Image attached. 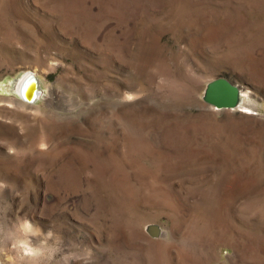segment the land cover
<instances>
[{
	"label": "rangeland",
	"instance_id": "rangeland-1",
	"mask_svg": "<svg viewBox=\"0 0 264 264\" xmlns=\"http://www.w3.org/2000/svg\"><path fill=\"white\" fill-rule=\"evenodd\" d=\"M0 264H264V0H0Z\"/></svg>",
	"mask_w": 264,
	"mask_h": 264
},
{
	"label": "water",
	"instance_id": "water-1",
	"mask_svg": "<svg viewBox=\"0 0 264 264\" xmlns=\"http://www.w3.org/2000/svg\"><path fill=\"white\" fill-rule=\"evenodd\" d=\"M32 82L35 83L34 98L36 99L39 95V91L38 84L34 76ZM241 92L242 89L236 83L230 81L228 78L218 77L208 83L205 90L204 101L218 110H234L241 104ZM19 95L23 97L21 94ZM149 232L153 236H158L160 228L157 225H153L150 227Z\"/></svg>",
	"mask_w": 264,
	"mask_h": 264
},
{
	"label": "bare ground",
	"instance_id": "bare-ground-1",
	"mask_svg": "<svg viewBox=\"0 0 264 264\" xmlns=\"http://www.w3.org/2000/svg\"><path fill=\"white\" fill-rule=\"evenodd\" d=\"M32 80H33V75L31 73L26 74L22 78V80L20 81V83L17 87L18 94H21L24 97V98L23 97H21V98L27 102H33L34 100L37 99V97H36V99L34 98V96H35V83H33ZM246 95L247 94L244 91L241 92L242 102L238 106L237 109H239L243 113L248 114L250 112V109H249V104L247 103L248 101L245 100Z\"/></svg>",
	"mask_w": 264,
	"mask_h": 264
}]
</instances>
